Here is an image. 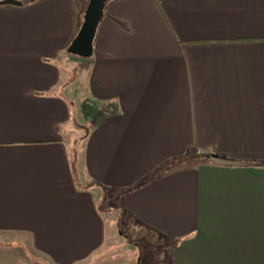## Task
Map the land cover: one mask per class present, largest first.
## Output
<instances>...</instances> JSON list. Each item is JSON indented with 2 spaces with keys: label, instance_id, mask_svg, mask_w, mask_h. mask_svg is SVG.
<instances>
[{
  "label": "crops",
  "instance_id": "obj_1",
  "mask_svg": "<svg viewBox=\"0 0 264 264\" xmlns=\"http://www.w3.org/2000/svg\"><path fill=\"white\" fill-rule=\"evenodd\" d=\"M17 1L0 7V243L82 264L112 223L100 195L166 264H264V0H109L87 60L67 53L82 0Z\"/></svg>",
  "mask_w": 264,
  "mask_h": 264
},
{
  "label": "rangeland",
  "instance_id": "obj_2",
  "mask_svg": "<svg viewBox=\"0 0 264 264\" xmlns=\"http://www.w3.org/2000/svg\"><path fill=\"white\" fill-rule=\"evenodd\" d=\"M83 5L87 6V0H82ZM67 68L70 70H78L79 85H82L81 81L84 77L85 64L83 60H75L68 58ZM71 79V76H69ZM81 83V84H80ZM83 105V106H82ZM85 96L79 97L77 106L79 108L78 119L71 127L67 138H69L70 145L73 151H80L82 147V140L86 133V110H85ZM83 158L79 154V162ZM79 182L82 183V177H79ZM112 196V195H111ZM106 197V194H105ZM110 199L109 196L106 197ZM97 202H99V208L105 215L110 214V228L106 234L105 246L103 249L93 255L88 261L82 264H97L96 262L102 258H108L113 261L114 259L119 261L117 264H166V250L165 247H160V244L156 243L154 239H151L148 234H145V230L132 224L130 219L124 214L115 209L114 203H103L100 200V195L96 196ZM108 203V204H107ZM107 204V206H105ZM109 205V206H108ZM118 212V213H117ZM109 224V223H108ZM23 248H16L12 243L6 241L0 243V255H6V253L12 254V256H0L1 258L8 259V257L14 262H21L22 264H28L23 258L17 259L14 253H20Z\"/></svg>",
  "mask_w": 264,
  "mask_h": 264
},
{
  "label": "water",
  "instance_id": "obj_3",
  "mask_svg": "<svg viewBox=\"0 0 264 264\" xmlns=\"http://www.w3.org/2000/svg\"><path fill=\"white\" fill-rule=\"evenodd\" d=\"M108 1L109 0H87V6L82 16L81 25L67 50L69 55L83 60L91 58L97 29ZM3 6L20 7L22 3L17 0H2L0 1V7ZM211 157L214 159L219 158L216 155H212Z\"/></svg>",
  "mask_w": 264,
  "mask_h": 264
},
{
  "label": "trees",
  "instance_id": "obj_4",
  "mask_svg": "<svg viewBox=\"0 0 264 264\" xmlns=\"http://www.w3.org/2000/svg\"><path fill=\"white\" fill-rule=\"evenodd\" d=\"M85 9H86V7H85ZM84 11H85V10H84ZM83 13H84V12H83ZM83 13H82L81 17L79 18V19H80V25H81V20H82ZM79 27H80V26H79Z\"/></svg>",
  "mask_w": 264,
  "mask_h": 264
}]
</instances>
